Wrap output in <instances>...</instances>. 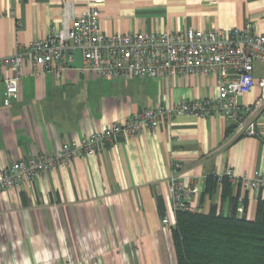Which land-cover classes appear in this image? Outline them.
Returning a JSON list of instances; mask_svg holds the SVG:
<instances>
[{
	"label": "crops",
	"instance_id": "1",
	"mask_svg": "<svg viewBox=\"0 0 264 264\" xmlns=\"http://www.w3.org/2000/svg\"><path fill=\"white\" fill-rule=\"evenodd\" d=\"M88 4L107 35L230 30L253 23L264 35V0H0V58L59 30L66 14ZM71 20V19H70ZM58 76L25 63L19 98L3 105L0 71V170L12 162L53 154L115 122L155 106L216 98L215 74L151 79H99L81 74L79 52ZM255 84L237 99L252 108L255 136H235L218 114L176 115L143 134L74 158L14 190L0 193V264H176L171 230L161 225L172 163L179 180L195 190L194 212L230 214L237 194L253 220L264 195L235 188L227 179L206 191L208 178L228 169L237 176L264 172V63L253 65ZM259 102V104H258ZM237 209V206H236Z\"/></svg>",
	"mask_w": 264,
	"mask_h": 264
},
{
	"label": "built area",
	"instance_id": "2",
	"mask_svg": "<svg viewBox=\"0 0 264 264\" xmlns=\"http://www.w3.org/2000/svg\"><path fill=\"white\" fill-rule=\"evenodd\" d=\"M88 5L76 17L70 18L66 14L59 30L51 28L43 38L32 41L23 50L0 58V71L7 72L3 80L4 106L19 98L25 63L52 69L58 76L70 66L74 52L80 53L81 74L91 72L95 77L106 80L215 74L219 94L216 98L178 102L172 107L147 108L81 140L63 143L53 154H39L14 161L0 170V193L29 183L74 158L96 155L105 145L143 134L176 115L204 117L218 114L232 124L233 135L255 136V123L250 116L252 108L237 103V99L247 94L255 84L254 62L264 63V35L256 32L253 23L230 30L210 28L173 33L107 35L100 29L99 12L91 4ZM259 86L262 101L264 79L259 81ZM171 168L172 174L168 178L167 194L164 196L166 210L161 219V225L170 230L175 226L177 212H193L189 200L195 192L179 180L180 164L172 163ZM223 179H227L235 188L264 195V172L237 176L228 169L223 175L215 177L217 183ZM236 212L238 216L243 213L241 197L237 200Z\"/></svg>",
	"mask_w": 264,
	"mask_h": 264
},
{
	"label": "trees",
	"instance_id": "3",
	"mask_svg": "<svg viewBox=\"0 0 264 264\" xmlns=\"http://www.w3.org/2000/svg\"><path fill=\"white\" fill-rule=\"evenodd\" d=\"M222 182L224 194H229V183ZM214 184L215 178H208L206 191ZM231 201L227 216L215 208L176 213L171 229L176 264H264V199L257 200L253 220L237 215V194Z\"/></svg>",
	"mask_w": 264,
	"mask_h": 264
}]
</instances>
